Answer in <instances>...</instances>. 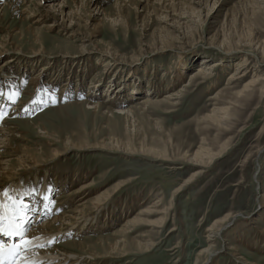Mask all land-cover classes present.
<instances>
[{
    "label": "rangeland",
    "instance_id": "1",
    "mask_svg": "<svg viewBox=\"0 0 264 264\" xmlns=\"http://www.w3.org/2000/svg\"><path fill=\"white\" fill-rule=\"evenodd\" d=\"M0 116V212L83 208L36 249L264 264V0H0Z\"/></svg>",
    "mask_w": 264,
    "mask_h": 264
},
{
    "label": "bare ground",
    "instance_id": "2",
    "mask_svg": "<svg viewBox=\"0 0 264 264\" xmlns=\"http://www.w3.org/2000/svg\"><path fill=\"white\" fill-rule=\"evenodd\" d=\"M215 65L216 64H214L213 66H215ZM243 65L244 64H239L237 70L240 69ZM203 70H204V68H199L198 71L202 72ZM195 73H197V72H195ZM238 73L239 72L237 71L235 74H238ZM244 75H245V73H241V75L235 77L234 79H239L241 76H244ZM234 76L235 75H233L231 77H234ZM38 79H39V75H32L31 79L29 80V83L30 82H33V84H36L37 85V80ZM176 82H178V81H176ZM251 83H253L252 80L249 81L245 85V87H247ZM217 98H219V97L217 96ZM242 98H244V97H242ZM169 99H171V98H169ZM148 101L149 100H145L144 102H148ZM18 108H19V106H16V108L13 107L12 110H15V109H18ZM12 110H11V112H12ZM213 114H216V112L215 113L213 112ZM3 129L4 128H0V137L7 135V133L9 135V132L2 131ZM6 130H8V129H6ZM12 152H14L16 155H18L20 157L19 153L16 152V148H13L12 149ZM26 161H29V160H26ZM86 187H88L87 184H86V186H83L82 185L74 193H78V192L81 193ZM45 195H47V192H45ZM95 198H97V200L99 201L100 196H96ZM23 200L22 199H19L17 202L23 201ZM93 200H95V199H93ZM97 200L96 201H92L91 202L92 205H94L97 202ZM23 203H25V202L23 201ZM83 204L85 205L86 203H82V205ZM78 207H77V209L75 211L73 209L74 215L73 214L58 215L57 213H54L53 216L51 217V219H48L47 221L40 220L41 215H38V212H37L36 215L33 216V218L36 217L37 215H38V217L35 218L36 220H32L33 221V224H31L32 225V229L28 233V236L30 238L33 237V236L36 237V239H32L31 242L32 241H37V242H35L34 244H31L30 243V247H31L32 250L30 252L26 253V254H22L21 257H19L18 264H19V261H22V260H24L26 258L29 259V260H34V261H41V258H42V261H43L42 264H45L48 261H50V264H78V259L79 258L75 254H73V253L61 252V251H58V250H56V251H58L60 253H53V251L55 252V249L51 250V249H47V248H44V249L42 248V250L36 249V248H40L41 245H44L45 246L47 243L51 242L52 239L57 235V233L61 232L60 234L62 235L65 232H67V230H66L67 226H71V225L77 223L80 220V218H82V217H79V214H82V212H83L82 211L83 208L82 209H78ZM1 212H4L5 213V209H2ZM73 221H75V222H73ZM82 223H83V226H84V225H86L88 223V220L85 219V221L82 222ZM133 223H134V219H132V218L128 219L126 221V224H125V225H127V224L128 225L125 227L124 230H127L128 227L132 226ZM134 225H136V224H134ZM54 227H56V230H54ZM54 231L57 232V233H55L56 235H54V233H53ZM122 234L124 235V238L122 240V243L124 244L127 241V240H125V238H129V237H128V234L127 233H124V231L122 232ZM15 238L16 237H14V239ZM5 239L6 240L7 239L9 240L8 237H6ZM12 243H13V241L12 242H8V241L6 242V244H12ZM151 244L152 243H146L145 246H143L144 249L146 251H148ZM135 246H137L138 249L139 248H142V245L139 244V243H137V242L135 243ZM55 254H60V255H55ZM209 254L211 255V252L207 251V255H209ZM207 259H208V257H207ZM206 263H207V260H206V262H204V264H206ZM0 264H3V262L0 261ZM46 264H49V263H46Z\"/></svg>",
    "mask_w": 264,
    "mask_h": 264
},
{
    "label": "snow or ice",
    "instance_id": "3",
    "mask_svg": "<svg viewBox=\"0 0 264 264\" xmlns=\"http://www.w3.org/2000/svg\"><path fill=\"white\" fill-rule=\"evenodd\" d=\"M3 117L0 116V119ZM7 196V192H5ZM11 200V198L9 197ZM45 200H49V197H44ZM12 207L10 214L6 215L4 212H0V235H4L11 240L13 237L19 239V243L5 244L0 241V261L3 264H18L19 257L22 254L30 252L32 249L30 243L32 239L36 237H29V220L25 211L26 206L23 201L12 200ZM46 208V205H45ZM40 247H43L41 245ZM19 264H42V262L24 259L19 261Z\"/></svg>",
    "mask_w": 264,
    "mask_h": 264
}]
</instances>
